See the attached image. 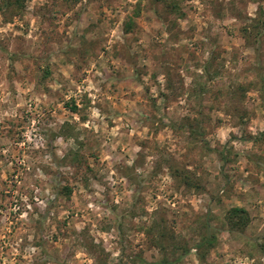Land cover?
I'll return each instance as SVG.
<instances>
[{"label":"rangeland","instance_id":"rangeland-1","mask_svg":"<svg viewBox=\"0 0 264 264\" xmlns=\"http://www.w3.org/2000/svg\"><path fill=\"white\" fill-rule=\"evenodd\" d=\"M178 2L0 7V264H264V0Z\"/></svg>","mask_w":264,"mask_h":264},{"label":"trees","instance_id":"trees-1","mask_svg":"<svg viewBox=\"0 0 264 264\" xmlns=\"http://www.w3.org/2000/svg\"><path fill=\"white\" fill-rule=\"evenodd\" d=\"M2 4H1V8H5L6 10H11L14 13H17L18 11L21 10L23 3L22 0H1ZM156 2H163L165 3L166 7L170 10V11H174L178 9V5L179 2L178 0H154ZM252 21H255V19H253ZM264 22V21H262ZM131 25H132V21L131 19H129L128 21H126L123 25V30L125 32L130 31L131 29ZM259 25L258 22L254 23L252 25V28H254L256 31L258 29ZM261 77V82H262V86H261V91L264 95V76L260 75ZM70 110L72 112H76L77 111V106L74 104V102L72 104H70L69 106ZM193 133H197L198 130L195 128L191 129ZM261 135H264V131L261 132ZM222 156V152L220 153ZM172 175L174 177H179L181 174H179V170L178 168H172L171 171ZM183 182L187 183V184H194V182H192V180L187 176H183ZM67 189V193H69V188H65ZM229 219L232 220V222L235 223V225H245L248 221V214L246 212V210L244 208L241 207H233L229 210ZM204 232L202 234H200V238L199 240L194 244V248L197 249V253L198 252H202V250L209 249L210 247H212L214 245V233L210 232L211 227L209 225V223L206 221L204 223ZM161 236V235H160ZM188 251V249L184 248L182 249V252L179 254V256H177L176 258H173L172 260H167V258H162L161 260H159V262L157 263H162V264H166V263H172L175 264L180 260V257L183 255V253H186ZM204 254H201V256H199L198 259H203Z\"/></svg>","mask_w":264,"mask_h":264}]
</instances>
